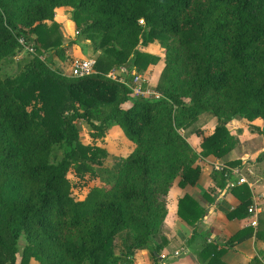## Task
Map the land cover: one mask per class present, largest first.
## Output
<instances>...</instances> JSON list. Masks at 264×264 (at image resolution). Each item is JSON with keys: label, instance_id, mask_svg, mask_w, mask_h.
Here are the masks:
<instances>
[{"label": "trees", "instance_id": "1", "mask_svg": "<svg viewBox=\"0 0 264 264\" xmlns=\"http://www.w3.org/2000/svg\"><path fill=\"white\" fill-rule=\"evenodd\" d=\"M60 9L75 24L67 45ZM21 39L35 53L25 65L16 63ZM79 41L91 43L95 73L77 78L42 60L65 61ZM153 45L164 59L146 52ZM128 63L123 77L109 76ZM158 64L154 90L162 97L134 95L136 75L144 79ZM142 85L149 87L146 79ZM206 114L217 125L198 153L182 131ZM238 119L260 120L255 132L264 138V0H0V264H135L140 251L157 261L168 242L170 190L176 182L197 186L201 158L223 159L235 149L228 125ZM79 122L93 143L83 142ZM117 128L135 149L108 169V152L96 142ZM211 177L239 200L227 219L248 218L249 185L226 168ZM75 191L87 192L79 199ZM206 212L188 194L179 200L178 216L192 228L188 244L202 242L200 264H225L228 250L264 241V212L256 228L224 241L204 230ZM249 264H264V250Z\"/></svg>", "mask_w": 264, "mask_h": 264}, {"label": "crops", "instance_id": "2", "mask_svg": "<svg viewBox=\"0 0 264 264\" xmlns=\"http://www.w3.org/2000/svg\"><path fill=\"white\" fill-rule=\"evenodd\" d=\"M62 10L66 9H60L59 11ZM85 45L90 47L89 43ZM147 75L148 74L144 75V79L147 81L151 80ZM148 84L152 88L156 87V85H152L150 81ZM195 149L198 153L202 151L200 145ZM235 160L236 159L228 157V160L222 161L214 156L201 158L198 164L201 167L202 173L197 186H189L182 189L178 186L177 182L174 184L168 194V216L164 222L165 237L168 242L161 251L157 261L153 260L148 251H140L136 254L135 264H200L195 253L201 249L202 242L198 239L191 245L188 244V239L192 235V228L178 216L179 200L186 194L190 195L207 209L202 221L204 230L210 231L213 236L218 237L221 241L228 240L242 228L251 226V216L244 220L231 221L227 219L226 213L234 210L239 205V200L227 191L221 192L219 189H216L211 177L214 170H221L223 168L231 171L235 181L244 177L248 181V185L253 194L252 207H255L259 212H264L263 207H260L261 199H264V192L259 191V189L263 187V185H261L263 184L261 181L263 176L258 177L257 174L255 180L251 181V179L247 177L246 172H248V168H251L250 171L253 174L255 166L252 167L250 164L247 165L245 161L237 168L227 165L228 162H233ZM236 170H240L241 175L236 174ZM229 183L230 182H228V185ZM213 191H216V193L212 194ZM204 192L210 193L212 198H216L215 202L210 204L204 197ZM181 249H185V253L175 257L174 254ZM262 250H264V241H258L253 238L237 245L233 250H228L222 258V261L225 264H249L251 260L257 256L258 251ZM31 264L37 263L32 261Z\"/></svg>", "mask_w": 264, "mask_h": 264}, {"label": "rangeland", "instance_id": "3", "mask_svg": "<svg viewBox=\"0 0 264 264\" xmlns=\"http://www.w3.org/2000/svg\"><path fill=\"white\" fill-rule=\"evenodd\" d=\"M56 16V21L60 25L59 33L62 36V42L64 45H67L70 43V41L76 39L75 24L71 19V12H69L68 10L58 11ZM86 43L91 44L89 41H79L78 43L73 45L68 55L66 56L65 61H61L60 59L54 56L49 59L48 57L50 55L48 54L42 57V60L46 61V63L51 68L60 69L61 71L69 75L71 64L75 59H96V56L93 54L92 47L84 46ZM146 52L159 55L162 59L165 58V52L159 47V45L151 46L146 50ZM34 57L35 53L31 55L30 53L28 54V52H26L25 50H21L16 57V63L22 62V65H25ZM130 67L131 63H128L123 67V69L115 72V76L118 73L120 77H123V74L128 71ZM162 67V64L150 66L149 69L142 76L148 74L147 76H149V79H151L149 80L150 83L155 86L159 77V71L160 69H162ZM20 71L21 69H19L17 65L11 68V72H13L14 74H18ZM216 125L217 121L215 117L211 114H206L201 116L192 127L182 131V134L187 138L189 143H191L193 148H197L199 145L201 146L204 137L210 136L214 133ZM78 126L82 132L83 142L85 144L93 143L92 139L88 135L89 126L84 122H79ZM260 126H262V122L260 120H256L254 122H248L245 119L234 120L230 125H228V129L231 130L232 136H234V138L236 139V147L225 158L219 160L226 161L229 157L231 159H236L235 161H245L247 165L250 164L252 165V167L255 166L254 173L252 174V172L250 171L251 168H248V172H246V175L251 179V181L255 180L257 174L258 177L263 176L261 180L263 183L261 185H263V187L260 188L259 191L264 192V159L260 161L257 160L259 155L264 153V138L255 132V129ZM196 129H198V131L202 133V136L194 133ZM96 143L97 146L106 149L108 152V156L105 160L104 165L108 169L116 167L123 159L127 158L135 149V145L125 137L122 130L119 128L113 129L104 140L97 141ZM86 192L87 191H75V195L77 198L83 199L86 195ZM260 203V207H263L264 209V199H261ZM19 246L20 252L18 257L20 262L23 253V248L25 246V238L20 239Z\"/></svg>", "mask_w": 264, "mask_h": 264}, {"label": "built area", "instance_id": "4", "mask_svg": "<svg viewBox=\"0 0 264 264\" xmlns=\"http://www.w3.org/2000/svg\"><path fill=\"white\" fill-rule=\"evenodd\" d=\"M141 24H143L144 22L141 20L140 21ZM21 45L25 48L26 51L30 52V53H34V49L31 46H28L27 43L21 39L20 40ZM95 64L96 61L93 58H88V59H75L72 64H71V68H70V73L69 75L73 76V77H77V78H83L86 76H89L93 73H95ZM110 77L112 78H116L115 74H113L112 72L109 74ZM145 79H143L141 76L136 75L133 84L129 85L134 93V95L136 96H144V97H152V98H156V99H160L162 97V95L158 92H156L154 90V88H151V86L149 85V87H147L146 89L143 88V81ZM240 170H236L235 173L241 175ZM239 184H248V181L244 178L241 177L239 179ZM229 187H233L234 184L231 182L228 185ZM261 212H259L255 207H250L249 208V215L251 216V226L256 228L258 225V218ZM185 253V249H181L179 251H177L174 256L178 257L182 254Z\"/></svg>", "mask_w": 264, "mask_h": 264}]
</instances>
